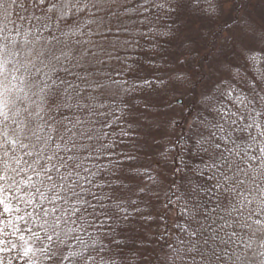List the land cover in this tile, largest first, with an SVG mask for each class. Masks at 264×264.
Returning a JSON list of instances; mask_svg holds the SVG:
<instances>
[{
  "label": "snow or ice",
  "instance_id": "obj_1",
  "mask_svg": "<svg viewBox=\"0 0 264 264\" xmlns=\"http://www.w3.org/2000/svg\"><path fill=\"white\" fill-rule=\"evenodd\" d=\"M162 42L182 49L178 116L142 75ZM149 144L165 179L134 166ZM161 191L180 218L164 264H264V17L247 0H0V264H134Z\"/></svg>",
  "mask_w": 264,
  "mask_h": 264
},
{
  "label": "trees",
  "instance_id": "obj_2",
  "mask_svg": "<svg viewBox=\"0 0 264 264\" xmlns=\"http://www.w3.org/2000/svg\"><path fill=\"white\" fill-rule=\"evenodd\" d=\"M250 13V11H249ZM14 18V17H13ZM169 24L172 23L171 20L168 21ZM181 24L179 21L176 22L174 27H180ZM147 43V41H144ZM161 52L156 55L152 56V59L158 60L161 63V67L159 68H152L149 64L144 60L145 55L151 56V53H140L141 58V67L143 68L142 75H147L150 78L161 77L167 80V86H161V90L158 93H153V98L155 99L156 103L161 106V112L164 111V105L172 99L173 91L168 86V79L167 75L171 71L174 66L177 64H173L170 61V56L179 55L182 49L180 48L179 44L176 42L168 43L162 42L161 45ZM171 75V74H170ZM186 93V92H185ZM178 95V94H177ZM186 103L192 98L191 93L187 92L186 95ZM180 104V103H179ZM192 104H188V111H191ZM174 130L178 134L181 131L180 125H174ZM164 143H170V139L167 137L163 141ZM143 143V142H142ZM160 147V145H150L146 146L142 149L139 153V160L136 162L134 166L140 168H150L154 174V169L159 165L155 164V160H159V157L156 155L155 149ZM179 152V148H176L172 155H175ZM171 168L173 165L169 163ZM158 171V170H157ZM162 179L166 178V174H159ZM164 185L161 184L160 188L163 189ZM155 202V208L157 209L156 212L152 214L154 219L151 220L147 225L144 227V238L146 241V250L144 251L143 257L139 258L138 260L134 261V264H150V261H155V264H164V257L168 252V248L166 246L167 243H170L172 236L178 234V230L173 227L174 221H180V218L176 215L175 206L173 205L171 209L167 208L164 204L165 197L163 195V191H161V195L159 197V201H156V198H152ZM163 234V235H162ZM254 248L257 251H260L258 245H254ZM134 255V254H130ZM248 255L251 257L253 252L251 250L248 251ZM42 259V258H41ZM261 257L259 255L254 257V261L250 262V264H259ZM67 264V262H65Z\"/></svg>",
  "mask_w": 264,
  "mask_h": 264
},
{
  "label": "rangeland",
  "instance_id": "obj_3",
  "mask_svg": "<svg viewBox=\"0 0 264 264\" xmlns=\"http://www.w3.org/2000/svg\"><path fill=\"white\" fill-rule=\"evenodd\" d=\"M247 10H248V12L250 11V14L255 19H259L261 17H264V0H247ZM179 67L180 66L178 64L176 66H174V68H172L171 71L168 73L169 75H167V79L170 76V74H172L174 72H177L179 70ZM168 86L170 87L171 90H174L173 93H172L173 94L172 99L174 97L178 96V95L181 96V98H180V104H176L175 105L176 114L178 116L179 115V112H180L181 105H183V104L186 103V97L183 96V94L187 90V84L181 83V82H178V81H175V80L168 79ZM155 164H159L154 169V172L155 173H158V174H166L164 172V170H163V165L160 163L159 160H155ZM168 167H170L169 164H168ZM156 208L154 207L153 212H156V210H157Z\"/></svg>",
  "mask_w": 264,
  "mask_h": 264
},
{
  "label": "water",
  "instance_id": "obj_4",
  "mask_svg": "<svg viewBox=\"0 0 264 264\" xmlns=\"http://www.w3.org/2000/svg\"><path fill=\"white\" fill-rule=\"evenodd\" d=\"M179 103H180V101H179ZM179 103H178V104H179Z\"/></svg>",
  "mask_w": 264,
  "mask_h": 264
}]
</instances>
